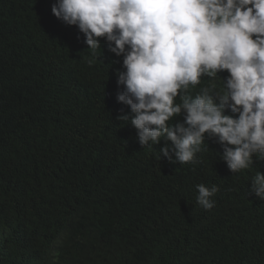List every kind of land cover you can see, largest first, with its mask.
Returning <instances> with one entry per match:
<instances>
[{"label":"trees","instance_id":"1","mask_svg":"<svg viewBox=\"0 0 264 264\" xmlns=\"http://www.w3.org/2000/svg\"><path fill=\"white\" fill-rule=\"evenodd\" d=\"M53 2L0 0V264H264V161L232 173L213 139L198 164L142 147L117 120L122 58L103 41L92 57Z\"/></svg>","mask_w":264,"mask_h":264},{"label":"clouds","instance_id":"2","mask_svg":"<svg viewBox=\"0 0 264 264\" xmlns=\"http://www.w3.org/2000/svg\"><path fill=\"white\" fill-rule=\"evenodd\" d=\"M51 12L78 30L92 57L103 41L122 58L116 99L128 111L117 120L142 147L163 140L160 159L198 164L213 139L232 173L264 161V0H54ZM218 76L219 89L201 84ZM196 189V202L212 209L218 186ZM251 193L264 200V173Z\"/></svg>","mask_w":264,"mask_h":264}]
</instances>
